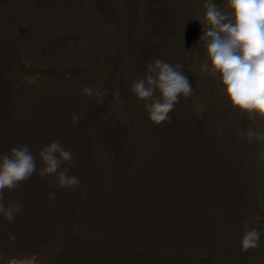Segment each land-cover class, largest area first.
<instances>
[{
	"label": "rangeland",
	"instance_id": "374dc122",
	"mask_svg": "<svg viewBox=\"0 0 264 264\" xmlns=\"http://www.w3.org/2000/svg\"><path fill=\"white\" fill-rule=\"evenodd\" d=\"M204 2L0 0V153L23 143L39 169L59 140L81 181L72 193L37 173L6 190L24 209L0 216V264H264V142L200 72ZM157 58L193 88L161 125L130 91ZM245 222L260 247L242 249Z\"/></svg>",
	"mask_w": 264,
	"mask_h": 264
},
{
	"label": "clouds",
	"instance_id": "9594fccd",
	"mask_svg": "<svg viewBox=\"0 0 264 264\" xmlns=\"http://www.w3.org/2000/svg\"><path fill=\"white\" fill-rule=\"evenodd\" d=\"M199 42L205 49L200 72L217 81L220 92L228 100V106L248 119L256 127L249 128L246 136L264 142V0H225L224 6L215 0H205ZM179 63L171 64L162 59L148 60L145 73L137 76L130 91L143 103L148 118L156 125L170 123L169 115L180 101V97L192 95L189 78ZM103 88V85H99ZM87 97L102 100L104 91L90 85L82 88ZM119 95V93H116ZM259 129V130H257ZM241 137L245 133H238ZM37 154L29 146L17 142L8 152L0 153V216L11 223L23 214L24 201L17 199L5 203V192L21 187L34 174L46 178V186L76 193L80 189V178L71 175L75 167L72 153L59 140H52ZM83 195V193H81ZM54 203L56 190L48 193ZM257 218V222H259ZM240 241L243 250L260 247L261 232L248 222L242 225ZM10 239L17 237L10 234ZM10 264H28L27 260L10 261Z\"/></svg>",
	"mask_w": 264,
	"mask_h": 264
}]
</instances>
